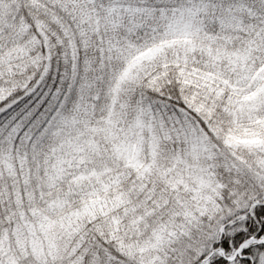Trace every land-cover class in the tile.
I'll list each match as a JSON object with an SVG mask.
<instances>
[{"label": "snow or ice", "instance_id": "1", "mask_svg": "<svg viewBox=\"0 0 264 264\" xmlns=\"http://www.w3.org/2000/svg\"><path fill=\"white\" fill-rule=\"evenodd\" d=\"M0 264H264V0H0Z\"/></svg>", "mask_w": 264, "mask_h": 264}]
</instances>
